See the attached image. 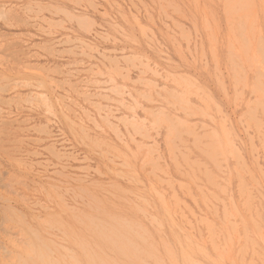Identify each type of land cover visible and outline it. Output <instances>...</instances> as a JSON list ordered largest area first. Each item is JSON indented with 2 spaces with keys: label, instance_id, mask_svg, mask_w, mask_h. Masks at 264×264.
<instances>
[{
  "label": "rangeland",
  "instance_id": "374dc122",
  "mask_svg": "<svg viewBox=\"0 0 264 264\" xmlns=\"http://www.w3.org/2000/svg\"><path fill=\"white\" fill-rule=\"evenodd\" d=\"M0 264H264V0H0Z\"/></svg>",
  "mask_w": 264,
  "mask_h": 264
}]
</instances>
